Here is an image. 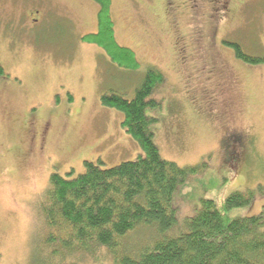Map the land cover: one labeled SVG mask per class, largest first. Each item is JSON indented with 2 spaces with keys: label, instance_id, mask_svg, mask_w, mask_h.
I'll list each match as a JSON object with an SVG mask.
<instances>
[{
  "label": "rangeland",
  "instance_id": "1",
  "mask_svg": "<svg viewBox=\"0 0 264 264\" xmlns=\"http://www.w3.org/2000/svg\"><path fill=\"white\" fill-rule=\"evenodd\" d=\"M112 1L116 39L137 71L83 41L97 32L94 1L0 0V264H114L100 247L49 259L38 201L53 173L74 179L85 163L110 169L142 154L102 98L132 100L150 69L164 77L149 98L159 107L147 110L162 158L205 165L174 196L180 225L202 200L235 192L254 191L235 217L264 211V65L227 46L264 58V0Z\"/></svg>",
  "mask_w": 264,
  "mask_h": 264
},
{
  "label": "trees",
  "instance_id": "2",
  "mask_svg": "<svg viewBox=\"0 0 264 264\" xmlns=\"http://www.w3.org/2000/svg\"><path fill=\"white\" fill-rule=\"evenodd\" d=\"M92 1L99 6L97 32L83 41L101 48L119 68L137 71L136 54L116 39L113 1ZM227 46L244 63L264 65V58L246 55L239 45ZM163 82V75L150 69L132 100L120 94L102 98L104 106L123 114L122 127L142 152L135 161L110 169L85 163L86 172L74 179L52 174L38 201L49 259L100 247L114 264H264V211L234 216L252 204L254 191L235 192L220 203L202 200L180 225L174 196L205 165L182 168L162 158L153 133L159 121L147 110L159 107L149 98Z\"/></svg>",
  "mask_w": 264,
  "mask_h": 264
},
{
  "label": "flooded vegetation",
  "instance_id": "3",
  "mask_svg": "<svg viewBox=\"0 0 264 264\" xmlns=\"http://www.w3.org/2000/svg\"><path fill=\"white\" fill-rule=\"evenodd\" d=\"M228 143L226 142V148L230 151V150H234V152H238L241 149V139L237 138L236 140L232 138V136L230 138H228ZM230 153V152H229Z\"/></svg>",
  "mask_w": 264,
  "mask_h": 264
}]
</instances>
